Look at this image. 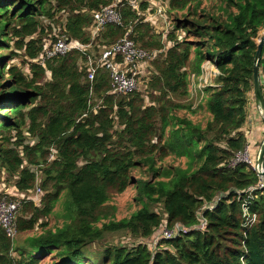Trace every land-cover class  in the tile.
<instances>
[{
  "label": "trees",
  "instance_id": "obj_1",
  "mask_svg": "<svg viewBox=\"0 0 264 264\" xmlns=\"http://www.w3.org/2000/svg\"><path fill=\"white\" fill-rule=\"evenodd\" d=\"M111 1L0 0V196L21 200L16 236L0 228V264H264V186L249 194L257 173L228 166L247 142L264 0H159L164 32L144 19L147 1L119 0L122 23L91 39V12ZM59 35L96 42V52L73 48L37 62ZM124 35L154 54L148 100L140 90L113 93L101 66L87 77L88 57ZM17 56L27 72L12 63ZM205 61L219 75L193 107L191 76ZM259 75L264 100V44ZM128 190L139 207L118 218L111 196ZM175 225L182 230L151 248L146 239ZM120 230L136 242L93 258L89 247Z\"/></svg>",
  "mask_w": 264,
  "mask_h": 264
},
{
  "label": "built area",
  "instance_id": "obj_2",
  "mask_svg": "<svg viewBox=\"0 0 264 264\" xmlns=\"http://www.w3.org/2000/svg\"><path fill=\"white\" fill-rule=\"evenodd\" d=\"M133 4V3H132ZM157 13L159 17L163 16L162 9L158 8ZM93 25L90 30L91 39H94L99 32L107 24L120 25L122 23L121 14L116 4H110L101 7L92 13ZM90 44H81L78 41H68L64 35H59L55 40L49 44H45L41 54L35 59L39 63H44L46 60L65 55L73 48L83 50ZM153 52H149L146 49L138 46L134 40L130 39L128 35H124L111 44L104 45L99 51V56L96 59L88 57V73L87 77L92 80L97 67H103L110 78V90L115 94H128L137 89L138 86V72L142 62H146L152 59ZM219 75V71L210 61H205L201 66V74L198 77L191 76L190 93H199L198 101L193 104L197 105L203 96V90L206 86L213 85L212 79ZM264 125V124H263ZM247 138V137H246ZM253 140V139H252ZM252 140H247L243 149L237 151L234 156L229 160L228 166L234 167L238 163L247 164L258 175V182L255 186L249 188V194L256 189H260L264 186V175L260 173L264 172V153L259 165L256 164L257 151H252L254 143ZM263 140V139H262ZM52 158V153L49 155ZM40 189H36V193ZM35 193V194H36ZM251 196V195H250ZM21 200L14 201L9 200L6 196H0V228H2L5 234L9 238L16 236V212L20 206ZM246 201L242 203V216L245 220V225H250L255 221V215L248 214V207ZM198 228H204V221ZM182 230V227L175 225L174 228L166 229L164 226L151 235L152 246L157 244V240L161 238H171L178 231Z\"/></svg>",
  "mask_w": 264,
  "mask_h": 264
},
{
  "label": "rangeland",
  "instance_id": "obj_3",
  "mask_svg": "<svg viewBox=\"0 0 264 264\" xmlns=\"http://www.w3.org/2000/svg\"><path fill=\"white\" fill-rule=\"evenodd\" d=\"M129 1L130 2H128V5L133 7V8H138L140 6L141 1H147L149 10L147 9V10L141 12L145 16L144 19L146 21H152L153 24L155 23L153 28L157 32H164V29L167 30L168 26H167L166 21L164 20V16L159 17V14L157 13L158 8H161L162 10L165 9V5L163 3H160L161 1H159V0H129ZM118 2H119V0H112L108 5L116 4V6H118ZM91 13H93V12H91ZM161 19H163V21ZM45 23H47V22H45ZM92 25H93V21H92V17H91V23L86 27V33L88 34L89 37H90V30L92 28ZM163 25H164V29L162 28ZM95 43L96 42H94L92 45H89V47L86 48L87 51L90 52L91 57L93 55V52H96ZM11 47H12V43H11ZM2 52L6 53L7 50L5 49ZM20 52L21 51H19L18 53L20 54ZM150 60L151 59L147 60L145 63L144 62L141 63L140 68H139V72H138V80H139L138 86H137V89L132 91V92H135L137 90L142 91V95L144 96V98L146 100H148L147 99L148 88H147V82L146 81L148 79H150V77L152 76V72H153V70L151 68ZM12 63L16 64L24 72L28 71L27 65L25 64V62L23 63L21 56L15 57L13 59ZM215 79H216L215 77L212 79V82H211L212 84H214ZM192 92L193 93L190 94L189 99L192 102V106L194 107L195 105H193V104H195L198 101L200 94L199 93L196 94V93H194V91H192ZM147 102H149V101H147ZM250 102L254 103V96H253V98L250 99ZM248 105L250 106V103ZM254 108H255V105H254ZM247 110H249L248 106H247ZM263 137H264V132L262 133L261 140L263 139ZM261 140L258 141L256 144L258 147L261 144ZM25 141L26 142H32L30 138L25 139ZM6 183L7 184L4 185L3 187L6 189H10L13 185V180H8ZM135 194H136V192L134 190H128V191L121 193V194H112L111 199H112V203L116 206V215L118 216V218H121L123 216L128 215L131 211H133L139 207L138 202L134 200ZM31 195H29V196H31ZM57 203H59L57 206V213H60L62 211V208H63V201L59 200ZM57 219H58V216L56 214H54L53 218L51 217V219L49 220V226L53 227L54 223H56ZM24 238H25V234H19L18 233L16 240L20 241V240H23ZM16 240H15V242H16ZM146 241L151 243V245H152L151 237L146 239ZM131 242H136L135 237L131 236L128 231L120 230V231H115L112 233L104 234L103 238H101L100 241H97L95 244H92L89 247V250L91 252L92 257L94 258L95 255H100V252H102V250L104 248H106L105 247L106 245H109V246H114V245L129 246V244ZM152 247L153 246H151V248Z\"/></svg>",
  "mask_w": 264,
  "mask_h": 264
},
{
  "label": "water",
  "instance_id": "obj_4",
  "mask_svg": "<svg viewBox=\"0 0 264 264\" xmlns=\"http://www.w3.org/2000/svg\"><path fill=\"white\" fill-rule=\"evenodd\" d=\"M263 44H264V34L260 38V41L257 45V49H256V52L254 55L252 84H253L254 103L258 109L259 116H260V118L264 124V100H263V96H262L261 81H260V75H259V60L261 57ZM263 153H264V137H263V140L261 141V144H260L258 151H257V157H256V164L257 165L260 164V162L262 160ZM260 174L264 175V172H262Z\"/></svg>",
  "mask_w": 264,
  "mask_h": 264
},
{
  "label": "crops",
  "instance_id": "obj_5",
  "mask_svg": "<svg viewBox=\"0 0 264 264\" xmlns=\"http://www.w3.org/2000/svg\"><path fill=\"white\" fill-rule=\"evenodd\" d=\"M162 28L164 29V25L162 26ZM90 38H91V32H90ZM249 103H250V106L248 105ZM248 104H247V106L249 107V110H247V118H246V121L241 128V131L247 137V140L253 139L252 143L255 144L258 141H260L262 138V133L264 132V125H263V122L259 116V112H258L257 107L254 108L255 103H251L250 99H249ZM256 109H257L258 114L256 113ZM252 151L255 152V149H253Z\"/></svg>",
  "mask_w": 264,
  "mask_h": 264
}]
</instances>
